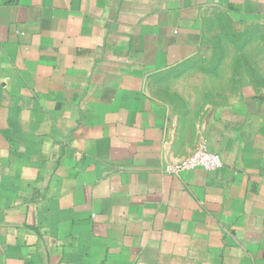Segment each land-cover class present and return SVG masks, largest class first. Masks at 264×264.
<instances>
[{"label": "crops", "instance_id": "1", "mask_svg": "<svg viewBox=\"0 0 264 264\" xmlns=\"http://www.w3.org/2000/svg\"><path fill=\"white\" fill-rule=\"evenodd\" d=\"M226 18L264 0H0V264H264V90L192 67Z\"/></svg>", "mask_w": 264, "mask_h": 264}, {"label": "rangeland", "instance_id": "2", "mask_svg": "<svg viewBox=\"0 0 264 264\" xmlns=\"http://www.w3.org/2000/svg\"><path fill=\"white\" fill-rule=\"evenodd\" d=\"M220 19L209 29L206 56L192 67L205 70L207 99L227 103L250 89L264 90V25L234 27ZM216 89V90H214Z\"/></svg>", "mask_w": 264, "mask_h": 264}, {"label": "built area", "instance_id": "3", "mask_svg": "<svg viewBox=\"0 0 264 264\" xmlns=\"http://www.w3.org/2000/svg\"><path fill=\"white\" fill-rule=\"evenodd\" d=\"M222 166L219 154L207 149L198 150L192 155L177 161L175 164L168 165L165 171L171 175L181 174L197 168L206 170H216Z\"/></svg>", "mask_w": 264, "mask_h": 264}]
</instances>
